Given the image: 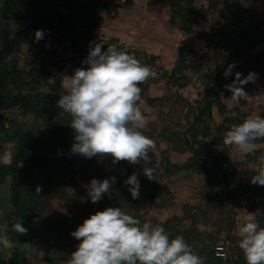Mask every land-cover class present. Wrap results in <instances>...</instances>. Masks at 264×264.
Listing matches in <instances>:
<instances>
[{"label": "rangeland", "instance_id": "374dc122", "mask_svg": "<svg viewBox=\"0 0 264 264\" xmlns=\"http://www.w3.org/2000/svg\"><path fill=\"white\" fill-rule=\"evenodd\" d=\"M47 1L51 7L59 9L62 7L64 11L71 12L74 6L70 0ZM189 1L180 0L176 9H183V13H188L191 8H195L196 3V1L188 3ZM231 1L233 6L230 15H225L224 19L226 22L231 20L245 32L229 34L233 30L230 27L225 39L218 36L216 29L213 40L218 39L219 42L211 43L195 60L194 56L187 52L181 57L183 61L181 74L184 77L182 81L187 80V68H194L196 79L194 77L193 79L197 81L201 104L196 102L193 103L195 107H189L184 99L174 97L166 104L170 111L167 124L164 126L160 124L166 122L163 117V122L156 121L153 125V119L148 117L149 123L142 129L145 136L155 141V148L150 149L148 153L160 152L159 150H165L164 147L167 148L166 152L169 155L175 152L192 157L194 154L189 161L179 160L178 165L192 163L195 170H189L190 174L184 170V175L168 173L158 168L160 160L155 164L149 155L147 159H141L139 163L133 165L126 161L113 163L110 156L88 159L77 154L67 174L56 177L54 173L47 177V181L36 179L34 184L28 182L24 186V194L31 199L35 211L29 219L23 218L18 222H22L23 227L27 229L25 235L9 227L7 237L11 241L14 240L12 244L21 245L27 252L35 254L37 260L46 263L50 259L66 257L80 243L70 233L91 215L109 207H119L125 214L142 217L144 222L149 223L168 215L185 217L193 223L192 227L200 226V221L204 222L208 218L218 219L220 222L223 221L222 226L226 229L231 226H234L232 228L234 229L237 221L242 222L244 211L258 212L256 220L264 227V186L251 183V178L257 171L248 167L249 163L259 164L264 161V143H257V149L246 156L223 143L226 132L234 125L243 123L250 116L264 118V104L241 100V107H232L224 100L232 96L226 86L236 81V74H240V80L249 73L257 74L258 78L254 83L240 85L239 81H236L237 86H242L249 96L264 92V0ZM231 1L228 0L229 3ZM85 10L86 8L81 11V15H84L82 23L87 24ZM60 17L55 22L56 26L48 44L56 45L67 40L65 42L67 44L65 52L69 53L67 57L83 59L85 53L88 54L90 50L85 40L92 36L91 29L86 26L76 29V22L71 24L69 18L65 20ZM0 19L12 26L15 33L39 23L38 16L31 10L11 12L5 0H0ZM213 19L214 17L208 18L210 22ZM42 49L43 46L31 48L25 44L19 52L10 55L5 61L10 68L19 69L26 80H32L33 72L42 73L48 80L39 85L38 91L41 87L48 88L51 97L48 102L54 104L50 108V118L46 117L45 120L32 111L27 112L25 107L18 104L0 110V143L5 151H14L16 156L11 161L0 164V184H11L13 187L21 182L26 183L27 169L37 163L39 167H36L35 174H38L40 166L57 152L58 148L45 150L44 139L53 136L49 124L67 135L72 133L75 135L70 128V115L62 114L56 107L60 96L65 94L61 86L64 80L63 70L60 72L56 70L66 60V55L55 50L49 53L45 51L41 56L47 59L46 68H41L37 63V53ZM86 67L84 64V68ZM225 71L229 73L227 77L224 75ZM31 87L28 86L26 89ZM12 91L14 97L16 90ZM206 100L210 104L204 109L205 114L201 115L200 106ZM164 107L163 103L161 109ZM158 116L161 120L159 114ZM192 128L193 130L198 128V143H193ZM187 137L190 142L186 145ZM168 142L171 144L168 145ZM168 157L169 163L172 156ZM143 168L155 170L154 181L143 175ZM133 173L137 174L140 183L138 199L132 198L128 191L129 186L125 184ZM111 177H115V183L112 184L110 191L104 194L99 202L93 204L88 197L91 180L102 181ZM206 226L216 229L221 227L218 223ZM26 243L31 247H25ZM39 253L42 254V259L37 256Z\"/></svg>", "mask_w": 264, "mask_h": 264}, {"label": "clouds", "instance_id": "9594fccd", "mask_svg": "<svg viewBox=\"0 0 264 264\" xmlns=\"http://www.w3.org/2000/svg\"><path fill=\"white\" fill-rule=\"evenodd\" d=\"M44 31L34 34L35 41L44 38ZM102 42L89 50L82 62L86 68H78L72 76H64L56 107L62 114L71 117L70 128L74 131L73 154L85 158L110 156L113 163L126 161L137 164L148 158L155 141L143 134L149 123L140 110L142 88L139 85L157 76L155 70L141 65L132 55L110 45L102 50ZM229 75L228 71L224 73ZM257 74L249 73L243 80L236 74L240 85L254 83ZM236 81L227 85L232 93L224 99L232 107H241L240 101L264 104V92L249 96ZM47 95L49 89L41 87ZM264 138V118L249 117L227 131L223 143L234 147L242 155L252 154L258 139ZM248 167L257 171L251 183L264 186V161L249 163ZM143 175L155 179V170L143 168ZM115 183V177L105 180L92 179L88 186V197L95 204L108 193ZM133 199L139 198L140 183L136 173L125 181ZM40 188H37L39 193ZM256 213L244 211L243 221L237 225L240 238L238 247L242 250L246 264H264V227L256 220ZM139 219L125 214L119 207H109L96 212L86 219L70 235L80 241L66 264H205V258L195 254L183 236L170 239L162 226H152L145 222L142 227ZM13 230L21 235L27 233L23 223H16ZM0 245L9 249L12 241L3 230ZM25 247H31L26 243Z\"/></svg>", "mask_w": 264, "mask_h": 264}, {"label": "crops", "instance_id": "0c3cea01", "mask_svg": "<svg viewBox=\"0 0 264 264\" xmlns=\"http://www.w3.org/2000/svg\"><path fill=\"white\" fill-rule=\"evenodd\" d=\"M70 1L74 3L71 12L64 11L61 9L62 7L60 9L55 8L59 12L58 20L60 16V18L65 20L69 18L71 24L76 22V29L82 26L90 28L92 36L88 40H85L89 48L100 42L104 44L107 39H114L123 44L137 46L145 60L149 62L158 60L162 64L165 70L164 78L161 81L146 85L144 93L141 96L142 99L138 102L141 112L146 117H150L151 120L153 119V125L156 121L158 123L164 118L166 122H163V120V123L160 124L163 126L167 124L170 111L166 104L172 101L174 97L184 99L189 107H195L193 103L196 102L201 104V99L198 97L199 88L195 80V69L188 67L187 80L182 81L184 77L181 74L183 72L181 57L187 52L193 55L195 60L197 56H200L202 52L208 49L211 43L218 42V39L216 41L213 40L214 35H216V29L218 30V34H220V32H223V29L233 27L231 20L226 22V19H224L225 15H230V9L233 6L231 0V3L228 0H224V2L223 0H190L196 1V3L195 8H191L187 11L188 13H183V9H176V5H178L180 0H127V3L119 5L115 3V0ZM84 8L87 11L85 18V20L87 19V24L82 23L84 21L82 16L84 15H81V11ZM195 16L200 18H194ZM209 17H214L212 22L208 20ZM49 39L48 41H50ZM48 41L42 45V53H45V51L48 53L54 52L55 50V52H60L64 56L66 55L65 59L67 61L64 60L63 64L58 66L56 70V72H60L61 69L63 70L64 75L62 74V77L72 76L76 69L84 68V63L82 62L87 57V53H85L83 59H78L77 57L68 58L69 53L65 52L67 47L65 42L67 40L60 41V44L56 43V45L48 44ZM79 43H81V40H79ZM46 60L45 58V63ZM193 73L194 75H192ZM212 87L215 86L212 85ZM163 103L165 107L161 109ZM209 104L210 102L206 100L200 106L201 115L205 114L204 109ZM158 114L161 120L158 119ZM170 125L172 126L171 123ZM173 126L176 125L173 124ZM193 128L191 131L194 132L193 143H198V128L194 130ZM186 140L187 145L190 139L187 137ZM199 141L201 142L200 139ZM163 149L165 150H159L160 152L157 153L155 151V153H148L150 160H154L155 164L156 161L158 163V160H160L158 163L160 164L159 169L180 175H184V170H187V174L191 173L189 170H195V166L192 163L190 165L183 163L185 160L189 161L194 154L191 157L190 155H180L172 151V155H169L166 152L167 148L163 147ZM176 154L179 157H176ZM168 156H172L169 163L167 162ZM179 160H184L181 166L178 165ZM134 218L139 219L141 224L145 223L142 217L135 216ZM217 223L221 225L219 229L206 226ZM241 223L237 221L234 229H232L234 226L226 229L222 226L223 221L220 222L218 219L208 218L204 222L200 221V226L192 227L193 223L187 218L178 215H168L159 217L151 224L154 227L157 225L164 227L170 239H174L178 235L183 236L185 241L191 246L193 252L205 258V264H231V262L234 264H246L244 254L238 247L240 238L237 235V225ZM12 241L14 243V240ZM10 249L13 252L10 264H66L71 254L76 250H72L66 257L50 259L46 263L42 262V260H37L35 254L27 252L17 243L12 244ZM219 252L226 253L227 258L218 256ZM37 256H40V259L43 257L41 253Z\"/></svg>", "mask_w": 264, "mask_h": 264}, {"label": "trees", "instance_id": "16d2710c", "mask_svg": "<svg viewBox=\"0 0 264 264\" xmlns=\"http://www.w3.org/2000/svg\"><path fill=\"white\" fill-rule=\"evenodd\" d=\"M7 8L11 12H20L22 10H31L39 18V23L20 31L16 37L12 40L10 45L0 54V110L5 107H11L15 105H20L25 107L26 111H32L37 114L39 118L45 120L46 117L50 118L51 111L50 108L54 104L53 102H48L51 99L50 94L45 95L41 91H38L39 85L46 82L48 79L42 73H35L32 80H26L23 77V73L19 69L10 68L8 64L5 63L7 58L14 53L20 51L22 45H29L31 48L44 45L52 33L54 32L56 21L58 19L59 12L51 7L49 1L47 0H5ZM230 27L223 29V32L219 36L227 39ZM233 30L229 34L245 32L242 27L233 23ZM38 30L44 31V38L39 42L35 41L34 34ZM219 42V41H218ZM42 50L37 53L38 59L37 63L42 67L46 68L45 57L41 56ZM41 56V57H40ZM40 67L38 71H40ZM24 83H23V82ZM28 86H32L30 89H26ZM13 87V88H12ZM12 90H16L14 93ZM49 119L46 120L48 122ZM53 138L61 143L58 148V152L51 156L49 160L42 166H40V171L35 174L36 167L39 165L36 163L32 165L26 171V183H18L13 186V198L17 210V215L20 220L29 219L32 214H34L35 208L31 205V199L25 196L24 186L28 182H34L36 179L40 181H47V177H51V174L58 176H63L67 174L71 169V163L77 154L71 152V147L74 142L73 133L67 135L64 131L58 130L51 126ZM264 138L258 139L255 142H263ZM124 184V181H122Z\"/></svg>", "mask_w": 264, "mask_h": 264}, {"label": "water", "instance_id": "95a60500", "mask_svg": "<svg viewBox=\"0 0 264 264\" xmlns=\"http://www.w3.org/2000/svg\"><path fill=\"white\" fill-rule=\"evenodd\" d=\"M18 33H15L12 26L6 21L0 19V54L7 49ZM14 153V151H5L0 143V164L11 161L16 157ZM19 221L20 218L17 215L13 198V187L11 184H0V235H2L3 230L7 235L9 227H13ZM12 253L10 248L3 249V246L0 245V264H10L13 257Z\"/></svg>", "mask_w": 264, "mask_h": 264}, {"label": "built area", "instance_id": "2783aa9c", "mask_svg": "<svg viewBox=\"0 0 264 264\" xmlns=\"http://www.w3.org/2000/svg\"><path fill=\"white\" fill-rule=\"evenodd\" d=\"M115 3L118 5L119 4H125V3H127V0H115ZM110 45H115L118 50L123 51L126 54L132 55L135 59H137L141 63V65L149 66L153 70L156 71V73H157L156 78L149 79L146 83L139 85V87L142 88L141 96L144 93V89H145L146 85L161 81L164 78L165 70H164L162 64L158 60H155L153 62H149V61L145 60V58L140 54V51L138 50L137 46L123 44V43H121L117 40H114V39H107L104 42V47L102 50L106 51L107 47ZM218 256L227 258V254L224 252H219ZM231 264H234V263L231 262Z\"/></svg>", "mask_w": 264, "mask_h": 264}, {"label": "flooded vegetation", "instance_id": "af4514ba", "mask_svg": "<svg viewBox=\"0 0 264 264\" xmlns=\"http://www.w3.org/2000/svg\"><path fill=\"white\" fill-rule=\"evenodd\" d=\"M44 143H45V150H48V151H50L51 149H54V148H59L61 146V143L58 140H56L55 138H53V136L45 138ZM57 152H58V150H57Z\"/></svg>", "mask_w": 264, "mask_h": 264}]
</instances>
